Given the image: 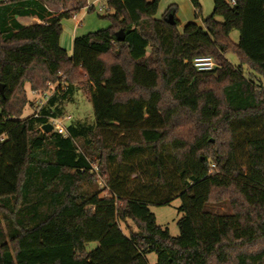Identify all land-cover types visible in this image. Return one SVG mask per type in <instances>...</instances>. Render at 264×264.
<instances>
[{
	"label": "trees",
	"instance_id": "obj_1",
	"mask_svg": "<svg viewBox=\"0 0 264 264\" xmlns=\"http://www.w3.org/2000/svg\"><path fill=\"white\" fill-rule=\"evenodd\" d=\"M44 1H0V264H264V0H214L181 30L176 5L157 18L161 0H106L111 25L76 35L72 54L60 40L76 10ZM78 89L93 122L46 132ZM32 92L53 93L37 111ZM107 130L137 137L109 144ZM140 155L162 188L143 197L112 170ZM175 194L178 236L149 207Z\"/></svg>",
	"mask_w": 264,
	"mask_h": 264
},
{
	"label": "rangeland",
	"instance_id": "obj_2",
	"mask_svg": "<svg viewBox=\"0 0 264 264\" xmlns=\"http://www.w3.org/2000/svg\"><path fill=\"white\" fill-rule=\"evenodd\" d=\"M69 1L70 0H48L47 6L51 10L58 12L60 10V4H63L66 11L67 6H69ZM87 2H94V9L88 12V7L82 6V8H79L75 11L76 18H64L62 20V35L64 33H72L74 30L76 31L77 35H85L89 32L101 30L111 25V21L105 17V15L108 14L106 0H87ZM199 3L201 5V16L198 17L195 14V8L190 0H161L159 11L156 17L160 18L171 5H176V18L178 20V28L180 30L191 21L202 24V18H206L213 14L214 0H199ZM100 8H103V10H100ZM217 19L222 21L220 17H217ZM37 22L40 23L38 19L33 18H25L23 21L24 24H33ZM230 36L234 42L237 43L239 41L238 30H233ZM66 47L69 46L66 45ZM227 58L233 65H238V60L234 54H228ZM51 88H53V85ZM42 96L41 94L38 95L33 92L29 93V97L34 100V102H36L38 99H41ZM88 102L89 97L82 90L78 89L75 92L74 97L65 102V113L70 115L72 120H80L90 124L93 122V113L92 111L89 112L87 108ZM33 110V105H28L24 111L23 118L31 115ZM105 135L109 144H116L117 142L123 140L124 136L126 137L129 135L137 137L135 133H126L123 135L122 133H115L111 130H107ZM150 160H152V155H140L138 157L132 156L131 158L125 159L121 166H118L117 164L112 166L114 176L119 178L122 189L127 192L128 195L143 197L151 194L155 188L162 190L161 187L157 186V184L152 181L153 169L148 165ZM167 164L169 177L174 178L172 180L178 183L173 166L169 160L167 161ZM146 186H150V188L146 189ZM154 195H158L157 191ZM181 203V198L176 194L170 197L169 203L160 204L156 201H150L149 203L150 210L156 216L157 224L163 228H168L172 236H178L180 232L178 222L182 217L181 213L179 212ZM128 223L134 230H136V227L133 225L132 221L129 220ZM121 226L126 232H128V229L126 228L127 226L125 224L121 223ZM97 245L98 243L96 242L90 243L88 245V250L94 249ZM147 261L148 264H155L157 261L156 253H148Z\"/></svg>",
	"mask_w": 264,
	"mask_h": 264
},
{
	"label": "built area",
	"instance_id": "obj_3",
	"mask_svg": "<svg viewBox=\"0 0 264 264\" xmlns=\"http://www.w3.org/2000/svg\"><path fill=\"white\" fill-rule=\"evenodd\" d=\"M92 6L93 4H89L88 9H90ZM100 10H103V8H100ZM74 18H76V16H74ZM193 62L195 67L200 71H209L216 67V62L211 56H199L196 57ZM52 93L53 92L45 94L42 96L41 99H38L36 101L37 111L41 109V107L45 104V102L52 95ZM70 120H71V116L65 115L64 117L61 118H51L49 123L53 125L54 131H57L58 133L67 136L68 135L67 126Z\"/></svg>",
	"mask_w": 264,
	"mask_h": 264
},
{
	"label": "crops",
	"instance_id": "obj_4",
	"mask_svg": "<svg viewBox=\"0 0 264 264\" xmlns=\"http://www.w3.org/2000/svg\"><path fill=\"white\" fill-rule=\"evenodd\" d=\"M66 1V0H65ZM73 1H74V5H73ZM46 6H47V3H48V0H45L44 1ZM89 4H93V6L95 5L94 2H90L88 3L87 0L84 1V0H70L69 1V6H67L66 8V11L68 10H78L79 8H82V6H85V7H88ZM48 8V6H47ZM49 11H51L54 15H59L60 13L62 12H65V9H64V5L63 4H60V10L57 12V11H53L51 10L50 8H48ZM89 12V10H88ZM76 16V14H75ZM25 18H33V19H38L36 17H17V19L22 23L24 21ZM39 20V19H38ZM40 21V20H39ZM78 21V20H77ZM41 22V21H40ZM79 23V22H78ZM24 25H30V24H24ZM77 35L76 31L74 30L72 33H67V34H63L61 36V40H60V43L61 45L68 51L69 54H72L73 53V40L75 38V36ZM69 46V47H66V45ZM68 48V49H67Z\"/></svg>",
	"mask_w": 264,
	"mask_h": 264
},
{
	"label": "water",
	"instance_id": "obj_5",
	"mask_svg": "<svg viewBox=\"0 0 264 264\" xmlns=\"http://www.w3.org/2000/svg\"><path fill=\"white\" fill-rule=\"evenodd\" d=\"M170 18L172 19V16H170ZM117 38L119 41H123L125 39L124 31L122 29L117 32ZM0 92L3 93V85H0ZM43 129L46 132H51L53 130V125L50 123H47L43 126Z\"/></svg>",
	"mask_w": 264,
	"mask_h": 264
},
{
	"label": "clouds",
	"instance_id": "obj_6",
	"mask_svg": "<svg viewBox=\"0 0 264 264\" xmlns=\"http://www.w3.org/2000/svg\"><path fill=\"white\" fill-rule=\"evenodd\" d=\"M87 108H88L89 112L94 111L93 105L91 104L90 101L87 104Z\"/></svg>",
	"mask_w": 264,
	"mask_h": 264
}]
</instances>
